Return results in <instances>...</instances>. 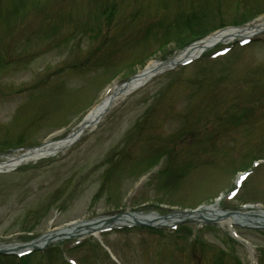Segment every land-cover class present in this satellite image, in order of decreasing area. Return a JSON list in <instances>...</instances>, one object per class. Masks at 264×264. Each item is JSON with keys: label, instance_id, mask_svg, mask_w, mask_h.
Instances as JSON below:
<instances>
[{"label": "rangeland", "instance_id": "rangeland-1", "mask_svg": "<svg viewBox=\"0 0 264 264\" xmlns=\"http://www.w3.org/2000/svg\"><path fill=\"white\" fill-rule=\"evenodd\" d=\"M263 16L264 0H0V158L66 137L107 88L181 53L191 33L238 30ZM239 39L154 76L68 149L0 172V245L125 212L181 214L222 193L223 211H247L248 202L260 204L249 212L263 211L264 165L252 164L264 159V32ZM208 218L112 229L102 236L114 259L93 237L66 234L31 261L250 264L227 220ZM231 226L264 264V226ZM11 252L0 264L18 262Z\"/></svg>", "mask_w": 264, "mask_h": 264}, {"label": "bare ground", "instance_id": "bare-ground-1", "mask_svg": "<svg viewBox=\"0 0 264 264\" xmlns=\"http://www.w3.org/2000/svg\"><path fill=\"white\" fill-rule=\"evenodd\" d=\"M264 30V16L258 20V22L253 23L251 26L243 27V29L232 30V29H225L215 32L207 37L201 39L200 41L192 44L191 46L187 47L184 51L179 53L178 55L174 56L172 59L165 61V62H158L150 61L146 64V66L139 70V72L130 78L128 81L121 83V84H114L111 88H108L105 93L102 94L100 100L90 108L88 114L84 122L81 124L76 125L66 137L59 138V139H52V137L48 138V140L43 143L41 146L32 149H26V151L18 152L15 154H11L7 157L0 158V172L7 171L15 166H18L21 163L27 162L29 160L38 159L40 157L45 156H52L61 151H64L66 148L70 147L73 144V140L76 138L84 130L86 131L88 128H94L100 122L102 117L96 124V120L99 117V114L105 109L108 103L115 104L116 102L123 99L127 96L130 92H133L135 89L137 90L138 87L142 86L147 80L151 79L154 75L160 73L161 71L173 66L175 62L182 61L187 59L188 57H195L201 54L204 50L214 44L219 39L225 40L230 39L233 36L239 35H255V33ZM211 216L214 219H226L227 224L232 225V223H246V224H264V211L257 213L256 215L252 216H245L241 214V216L233 214L228 215L223 214L221 210L216 207L215 205L212 206H201L195 211L190 213H181L180 216L184 217H203V216ZM178 214H174L167 217H158L155 213L150 214H143V213H135V212H128L127 214H121L118 218H115L113 222H109L107 218H102L100 220L94 222H86L80 224H73L67 227L55 228L47 233H45L40 238L21 245H0V248H5L9 250H13L18 248V251L28 249L34 246H42L44 243L61 238L63 235L66 234H87V233H97L99 229L106 227L108 225H122L126 223H131L134 221H150L157 224H164L169 225L177 220ZM109 222V224H107ZM20 248V249H19Z\"/></svg>", "mask_w": 264, "mask_h": 264}, {"label": "trees", "instance_id": "trees-1", "mask_svg": "<svg viewBox=\"0 0 264 264\" xmlns=\"http://www.w3.org/2000/svg\"><path fill=\"white\" fill-rule=\"evenodd\" d=\"M188 20H189V19H188ZM191 34H196V33H191ZM198 34H200V33H198ZM183 228H184L185 230H187V231H188V230L191 231V230H190L189 228H187L186 226H184ZM183 228H182V229H183ZM187 231H186V232H187Z\"/></svg>", "mask_w": 264, "mask_h": 264}]
</instances>
